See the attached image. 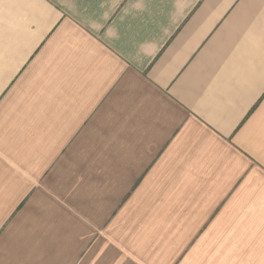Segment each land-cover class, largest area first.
Here are the masks:
<instances>
[{
    "label": "crops",
    "instance_id": "1",
    "mask_svg": "<svg viewBox=\"0 0 264 264\" xmlns=\"http://www.w3.org/2000/svg\"><path fill=\"white\" fill-rule=\"evenodd\" d=\"M0 264H264V0H0Z\"/></svg>",
    "mask_w": 264,
    "mask_h": 264
}]
</instances>
